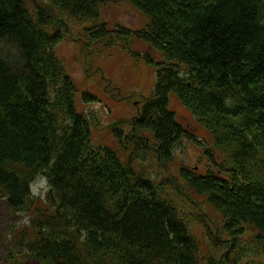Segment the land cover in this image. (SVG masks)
Instances as JSON below:
<instances>
[{
	"label": "trees",
	"instance_id": "16d2710c",
	"mask_svg": "<svg viewBox=\"0 0 264 264\" xmlns=\"http://www.w3.org/2000/svg\"><path fill=\"white\" fill-rule=\"evenodd\" d=\"M106 1L0 0V199L30 215L7 260L264 264V0H127L147 17L134 31L101 18ZM68 34L100 54L147 44L153 87L110 127L121 154L91 139L56 51ZM171 94L209 138L177 120ZM182 140L208 154L203 172H169ZM39 176L42 201L31 193Z\"/></svg>",
	"mask_w": 264,
	"mask_h": 264
},
{
	"label": "rangeland",
	"instance_id": "374dc122",
	"mask_svg": "<svg viewBox=\"0 0 264 264\" xmlns=\"http://www.w3.org/2000/svg\"><path fill=\"white\" fill-rule=\"evenodd\" d=\"M100 14L101 18L106 20L110 26L118 23L121 27L131 31L138 30L147 21V17L142 15L127 0H107L105 4L100 6ZM70 34L75 35L73 32ZM72 36L70 37L68 34L62 39L57 44L56 51L69 69L78 87L77 106L91 117V139L93 143L111 146L121 154L122 152L115 142L110 127L113 122L120 119H129L135 112L134 107L139 102V95L147 94L153 87L154 68L140 60L143 59L142 54H144L147 44L133 41L128 52L116 47L100 54L96 51L91 52L87 46L77 42ZM133 50L139 52V59L132 56ZM151 50L150 48L149 51L151 52ZM12 53L15 51L12 50ZM151 54L158 58L156 53L151 52ZM153 66L155 65L153 64ZM82 90L94 94V100L90 102L81 100L80 93ZM117 90H121L119 95L114 94ZM121 97L123 98L120 99ZM169 106L174 110L177 120L183 126L192 129L201 139L209 138L206 131L174 94L169 97ZM173 154V160L168 166L170 173H174L176 166L182 163L203 172L209 163L208 154L205 153L204 149L189 140H182L173 150ZM45 192L46 181L42 176H39L31 184V193L34 198L42 201ZM184 202H188V200L184 199ZM181 207L189 213L192 212V219H189L190 231L197 237L200 248L205 252L203 227L193 219L196 210L187 203H182ZM29 220L30 215L11 210L3 199H0V264H14L12 259L7 260L8 253L10 249L14 252L17 251L15 248L18 246V232L28 226Z\"/></svg>",
	"mask_w": 264,
	"mask_h": 264
},
{
	"label": "bare ground",
	"instance_id": "6f19581e",
	"mask_svg": "<svg viewBox=\"0 0 264 264\" xmlns=\"http://www.w3.org/2000/svg\"><path fill=\"white\" fill-rule=\"evenodd\" d=\"M40 3V2H39ZM107 26V25H106ZM141 28V27H140ZM144 28H145V26H144ZM117 37V36H116ZM112 47V46H111ZM150 52V51H149ZM151 54V53H150ZM114 63V62H113ZM143 96V95H142ZM177 167V166H176ZM215 172V171H214ZM251 237V236H250ZM259 246V245H258ZM231 248V247H230ZM250 252V251H249Z\"/></svg>",
	"mask_w": 264,
	"mask_h": 264
}]
</instances>
